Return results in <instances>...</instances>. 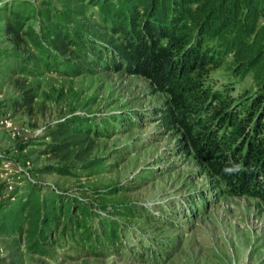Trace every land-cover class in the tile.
<instances>
[{
  "label": "trees",
  "instance_id": "1",
  "mask_svg": "<svg viewBox=\"0 0 264 264\" xmlns=\"http://www.w3.org/2000/svg\"><path fill=\"white\" fill-rule=\"evenodd\" d=\"M8 2H0V7ZM7 13L4 32L11 43H20L26 21L35 20L39 29L38 34L30 28L24 33L35 55L26 60L27 66L15 68L18 75L36 77L52 71L70 75L74 61L70 66L64 62L70 60L65 55L71 48L86 57L96 51L101 35L117 38V46L109 49L117 56L111 69L143 79L151 93L161 96L157 123L176 136L180 152L225 196L257 200L264 207V0H63L59 9L43 0ZM219 67L231 81L216 87L211 73ZM236 79H247L249 85L236 90ZM14 84L22 90L14 106L29 108L34 97L30 89H22L18 81ZM88 122L72 116L45 129L49 143L44 153L62 164L51 171L66 175L72 161H87L93 149ZM98 165L89 161L84 167ZM61 196L41 194L26 184L25 192L0 214L5 251L0 264H21L22 237L25 254L47 255L43 245L50 233L54 240L58 233L75 235L80 250L95 252L98 238L88 226L91 210L74 206L67 198L61 202ZM94 206L100 212L106 207L116 213L130 211L128 205L111 200ZM93 215L107 245L115 243V223Z\"/></svg>",
  "mask_w": 264,
  "mask_h": 264
},
{
  "label": "rangeland",
  "instance_id": "2",
  "mask_svg": "<svg viewBox=\"0 0 264 264\" xmlns=\"http://www.w3.org/2000/svg\"><path fill=\"white\" fill-rule=\"evenodd\" d=\"M40 1L9 0L0 7V119L8 114L19 131L39 130L22 143L0 127V156L28 162L27 181L41 194L50 191L62 195L61 202L67 198L74 206L82 204L91 210L88 226L98 239L95 252L89 253L77 247L75 235L60 237L58 233L54 240L55 234L50 233L43 245L47 255L39 256L25 254L22 237L21 264H264V207L257 200L225 196L180 152L176 136L165 133L157 123L161 96L151 93L143 79L111 69L117 56L110 50L117 46V38L101 35L96 51L86 57L71 48L65 55L70 60L64 62L70 66L74 61L70 75L53 71L36 77L15 74L17 66H27L26 60L35 55L24 33L30 28L38 34L39 29L35 20L26 21L20 43H11L4 32L5 16L8 10L23 11ZM47 1L57 9L63 2ZM92 57L99 59L92 62ZM211 80L218 87L231 78L219 67ZM15 81L33 94L29 108L14 106L22 94ZM233 83L239 91L249 85L247 79ZM72 116L90 121L93 149L86 162L72 161L68 174L60 175L50 167L62 164L44 153L49 143L44 131ZM89 161L99 165L86 169ZM28 182L22 184L21 193ZM100 200L121 202L130 211L116 213L106 207L100 212L94 206ZM71 212L74 216L75 210ZM95 212L115 223V243L107 245ZM63 222L59 217L58 223Z\"/></svg>",
  "mask_w": 264,
  "mask_h": 264
},
{
  "label": "built area",
  "instance_id": "3",
  "mask_svg": "<svg viewBox=\"0 0 264 264\" xmlns=\"http://www.w3.org/2000/svg\"><path fill=\"white\" fill-rule=\"evenodd\" d=\"M1 99L2 93L0 92V101ZM0 127L8 132L10 138L19 139L22 143L26 142L31 137L37 136L39 133V130L33 132L19 131L12 126L8 114L2 115L0 119ZM28 165V162L21 164L0 156V214L9 205L16 201V197L21 192L22 184L28 182L27 180L29 179V176L26 172ZM4 256V247L0 242V259Z\"/></svg>",
  "mask_w": 264,
  "mask_h": 264
}]
</instances>
